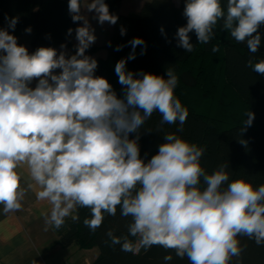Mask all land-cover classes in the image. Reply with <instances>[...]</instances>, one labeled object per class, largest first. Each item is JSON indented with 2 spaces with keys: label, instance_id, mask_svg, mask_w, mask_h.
I'll use <instances>...</instances> for the list:
<instances>
[{
  "label": "clouds",
  "instance_id": "1",
  "mask_svg": "<svg viewBox=\"0 0 264 264\" xmlns=\"http://www.w3.org/2000/svg\"><path fill=\"white\" fill-rule=\"evenodd\" d=\"M68 12L74 23L82 22L67 30L69 37L75 31L77 41L71 55L64 43L59 51L41 46L30 53L8 31L15 29L18 17H5L8 28H0L3 212L20 210L31 191L37 201L50 205L41 212L46 227L59 229L69 216L78 221L76 209L88 208L91 218L83 224L95 232L104 214L114 217L119 207L120 215L131 222L128 235L106 233L112 245L131 253L158 245L186 257L189 264H230L242 252L238 236L264 245V184L257 187L243 178L229 182L227 164L209 174L200 162L204 149L175 133L163 136L150 159L141 157L140 130L154 112L160 114L161 125L179 123L178 131L187 120V109L174 95V69L167 68L166 77L128 70L136 47L143 46L141 55L147 48L135 37L128 42L132 52L115 64L123 88L118 96L106 78L95 75L97 59L86 54L97 40L87 14L94 13L91 18L101 26L116 25L118 16L105 0H68ZM182 14L187 22L178 27L175 38L186 52L194 48L190 33L199 44H207L218 23L235 41L246 42L250 53L260 49L264 0H227L226 8L221 0H184ZM160 32L165 35L163 26ZM120 34L126 29L121 27ZM247 66L264 76V60L249 59ZM254 118L253 112L247 113L241 133ZM129 236L138 239L134 243Z\"/></svg>",
  "mask_w": 264,
  "mask_h": 264
},
{
  "label": "trees",
  "instance_id": "2",
  "mask_svg": "<svg viewBox=\"0 0 264 264\" xmlns=\"http://www.w3.org/2000/svg\"><path fill=\"white\" fill-rule=\"evenodd\" d=\"M111 13L118 16L109 43L105 46L106 56H95L98 47L91 46L86 54L98 61L96 76L104 77L112 85L118 96L123 93L115 74V64L132 52L128 43L135 37L142 38L146 52L141 55L143 46H137L136 58L127 61V69L166 77L167 68L174 69L178 84L174 95L188 111L182 130L177 124H160L161 116L154 112L140 130V155L146 161L158 152L166 133H175L190 144L204 149L201 166L210 174L220 165L227 164L229 182L243 178L254 186L264 184V76L247 66L264 60V25L259 31L262 36L260 49L250 53L246 42H237L230 32L218 23L213 38L207 44H199L195 33H190L193 51L186 52L177 47L175 33L186 24L183 16L184 0L175 5L173 0H148L142 3L135 16L118 12L121 0H105ZM226 8L227 0H221ZM18 17L14 30L31 37L30 53L38 47H54L64 43L67 30L75 25L68 12V0H0V28H8L5 18ZM163 26L165 35L160 28ZM31 27V33L25 31ZM126 29L121 35L120 29ZM12 29H8L11 31ZM170 41V42H169ZM118 45H124L116 51ZM218 47V52L212 48ZM255 114L251 127L242 132L247 113ZM135 134H131L134 137ZM244 141V143H241ZM203 187V185H201ZM226 186V185H225ZM73 221L65 218L64 225L56 229L57 243L62 247L70 245L80 249L97 247L99 254L91 264H189L188 259L177 257L173 250L154 245L136 253L121 251L120 245H112L106 235L109 230L116 236L128 235L131 218H124L117 208L116 216L104 214L102 225L92 232L83 224L91 218L88 208H77ZM134 243L138 238L129 236ZM242 248L239 257H233L230 264H264V245H257L254 239L238 236ZM171 255V261L164 256Z\"/></svg>",
  "mask_w": 264,
  "mask_h": 264
},
{
  "label": "crops",
  "instance_id": "3",
  "mask_svg": "<svg viewBox=\"0 0 264 264\" xmlns=\"http://www.w3.org/2000/svg\"><path fill=\"white\" fill-rule=\"evenodd\" d=\"M148 0H121L118 12L123 15L135 16L143 2ZM85 3L90 0H84ZM179 5L180 0H173ZM114 14V13H112ZM90 23L95 28L96 42L92 45L98 47L95 56H106L105 46L109 43L114 25L105 23L103 26L91 17L94 13H88ZM82 22H77L75 28ZM18 39V44L27 47L30 52L31 37L21 31L11 30ZM75 37L67 39L68 53H75ZM60 45L54 46L58 51ZM59 71V70H57ZM34 80L30 87H35ZM50 205L46 201H37L35 194L28 191L21 202V209L5 214L3 205H0V264H91L99 254L97 247L80 249L70 245L62 247L56 241L57 236L53 226L45 224L42 211H49ZM75 214V212L73 213Z\"/></svg>",
  "mask_w": 264,
  "mask_h": 264
}]
</instances>
